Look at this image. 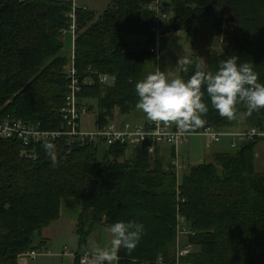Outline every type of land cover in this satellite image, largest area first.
<instances>
[{
	"label": "trees",
	"instance_id": "obj_1",
	"mask_svg": "<svg viewBox=\"0 0 264 264\" xmlns=\"http://www.w3.org/2000/svg\"><path fill=\"white\" fill-rule=\"evenodd\" d=\"M230 13L210 0H166L179 22L165 30L196 36L201 23H209L220 40L219 50L207 56L206 70L239 56L252 63L258 82L264 83V0H221ZM147 0H110L98 16L76 8V33L69 54L63 30L68 28L71 3L67 0H0V121L39 122L44 128L59 125V109L69 82L73 60L82 82L80 104L87 105L95 124L104 126L114 116L134 110L135 84L154 64L149 51L154 42ZM70 35V34H69ZM142 38L141 40H136ZM143 42V48L137 44ZM179 76L187 80L201 59ZM110 82H100L99 75ZM203 91V89H202ZM208 112L204 124L219 130L264 125V108L248 115L237 105L232 119L221 117L205 93ZM261 140L218 149L211 162L201 161L183 171L178 182L171 160L156 150L132 147L129 159L118 161L126 145L56 146L52 164L43 144L37 159L25 155L17 139H0V264H18L31 250L33 236L60 215L62 202L76 198L80 214L76 224L79 246L75 264L87 250L94 228L109 229L116 221L143 225L137 247L121 248L116 264H173L177 213L194 233L191 249L181 264H264V152ZM161 259V261H159Z\"/></svg>",
	"mask_w": 264,
	"mask_h": 264
},
{
	"label": "built area",
	"instance_id": "obj_2",
	"mask_svg": "<svg viewBox=\"0 0 264 264\" xmlns=\"http://www.w3.org/2000/svg\"><path fill=\"white\" fill-rule=\"evenodd\" d=\"M71 3V11L68 13L69 25L63 33L70 34L72 48L76 33V8L74 0H67ZM148 17L151 20V30L154 34V42L149 46V51L155 56L162 54L158 46V40L165 34V30L179 22V19L172 15L170 8L166 4V0H147L145 5ZM69 82L64 93V102L60 107L59 125L55 128H44L39 122L29 123L22 120H3L0 121V139H17L26 149L25 155L32 160L37 159L35 151L36 146L45 142H56L63 138L66 144L83 145L92 143L97 145H126L128 147L141 146L144 139L150 140L148 149L158 143L169 145L173 151L171 160L172 167L178 176L181 170L185 168L178 160L177 149L187 143L188 137L192 135H200L207 138V147L212 144L219 143L223 137H230V145L236 146L242 142H250L261 140L264 141V125L248 126L238 130H219L212 126H204L196 131H182L175 124H166L163 122L149 120L143 126L134 127L130 123L119 122L115 118L108 121L104 126L99 127L95 124V129L84 130L80 126V119L84 115H88L87 105L80 104L78 94L81 90L82 82L76 76V69L73 60L68 68ZM99 81L104 83L108 80L106 75H99ZM183 216L177 213L175 221L176 232V247H175V262L173 264H181V259L189 254L191 245L189 236H193V232L186 225ZM64 250L66 248L64 247ZM39 252L35 249L28 250L19 255L26 259H35ZM18 258V259H19ZM113 261L112 264H116ZM161 261V259L159 260ZM79 264H98V259L95 254L88 250L84 251L79 259Z\"/></svg>",
	"mask_w": 264,
	"mask_h": 264
},
{
	"label": "clouds",
	"instance_id": "obj_3",
	"mask_svg": "<svg viewBox=\"0 0 264 264\" xmlns=\"http://www.w3.org/2000/svg\"><path fill=\"white\" fill-rule=\"evenodd\" d=\"M238 61L239 56H231L213 72L206 70V63L201 58L187 80L160 70L148 72L135 84L138 97L135 107L149 120L175 124L182 131L204 124L203 117L209 110L204 101L205 93L221 117L232 119L240 103L246 105L247 114L251 115L253 111L264 108V83L258 82V73L252 63ZM177 64L187 71L193 61L185 56L180 57ZM43 148L55 165L56 146L45 142ZM109 231L113 239L110 247L97 248L98 264H112L121 248L133 251L141 239L143 225L116 221Z\"/></svg>",
	"mask_w": 264,
	"mask_h": 264
},
{
	"label": "rangeland",
	"instance_id": "obj_4",
	"mask_svg": "<svg viewBox=\"0 0 264 264\" xmlns=\"http://www.w3.org/2000/svg\"><path fill=\"white\" fill-rule=\"evenodd\" d=\"M109 3L110 0H74L75 7L83 8L86 6L93 11L96 16L101 14ZM141 39L142 38L138 37L136 40ZM63 41L64 50L69 54L71 51L70 35L64 33ZM220 44V40L215 35L212 26L206 22L199 25L196 36H189L184 29L166 32L158 40V46L162 54L155 57L154 64L151 62L148 64L145 74L160 70L173 77L180 78V65L177 64L180 57L198 56L200 59H205L213 52L218 51ZM144 45L143 42H140L137 44V48H143ZM146 119V115L144 113L142 115L141 112L135 108L121 115L119 117V122L125 121L134 127H141ZM94 121L95 116L89 113L88 115L82 116L80 119V126L84 130H93L96 127ZM187 143L190 145V149L183 150L182 146L177 149L178 160L185 168L179 172L177 176L178 182L181 181L183 171L186 173L188 167L192 164L199 163L200 161L211 162L214 152L218 150L216 147L220 142L207 147V138L200 135H192L188 137ZM106 148V144L101 145L99 148V155H102ZM257 148L260 152H264L263 143L258 144ZM156 150L164 161L167 162L170 159L169 155L171 154V149L168 145L158 143L148 149L150 153H154ZM133 154L134 149L128 147L124 155L118 158V161L129 159ZM260 166L262 170H264V161H260ZM80 211L81 208L78 199H65L62 202L59 217L43 227L33 236V249L37 250L39 255L35 259L20 257L18 259V264H75L74 252L79 246L76 224ZM112 239L113 236L109 229L101 227L94 228L87 238V250L95 254L97 248L110 247ZM64 247L66 250H64Z\"/></svg>",
	"mask_w": 264,
	"mask_h": 264
},
{
	"label": "crops",
	"instance_id": "obj_5",
	"mask_svg": "<svg viewBox=\"0 0 264 264\" xmlns=\"http://www.w3.org/2000/svg\"><path fill=\"white\" fill-rule=\"evenodd\" d=\"M83 8H86V9H88V10H90L88 7H86V6H84ZM141 112V111H140ZM141 114L143 115V112H141ZM121 115H123V114H118L117 113V111H115V114H114V116L112 117V118H115L117 121H119V117L121 116ZM111 118V119H112ZM110 119V120H111ZM147 121H148V118L144 121V123H143V125H145L146 123H147ZM240 126L239 125H237L236 127H234V128H232V129H228V130H238V129H240L239 128ZM229 143H230V137H223L222 139H221V141H220V143H219V145H217V149H221V148H224V147H228V145H229ZM169 146V145H168ZM170 147V146H169ZM183 150H188V149H190V145L188 144V143H186V144H184L183 146ZM170 149H171V147H170ZM201 162V161H200ZM195 164H197V163H195ZM192 165H194V164H192Z\"/></svg>",
	"mask_w": 264,
	"mask_h": 264
},
{
	"label": "water",
	"instance_id": "obj_6",
	"mask_svg": "<svg viewBox=\"0 0 264 264\" xmlns=\"http://www.w3.org/2000/svg\"><path fill=\"white\" fill-rule=\"evenodd\" d=\"M210 3L212 6L219 8L221 10H225L227 14L230 13V8L224 4L221 0H210ZM107 82H110L108 79ZM150 145V140L149 139H144L141 143V149L144 150Z\"/></svg>",
	"mask_w": 264,
	"mask_h": 264
}]
</instances>
